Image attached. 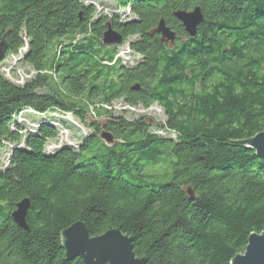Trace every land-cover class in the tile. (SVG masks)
Wrapping results in <instances>:
<instances>
[{"label": "trees", "instance_id": "obj_1", "mask_svg": "<svg viewBox=\"0 0 264 264\" xmlns=\"http://www.w3.org/2000/svg\"><path fill=\"white\" fill-rule=\"evenodd\" d=\"M115 2L130 17L92 0H0V64L24 47L17 63L32 72L17 84L0 69V149L11 146L0 162V264H83L60 240L76 221L90 236L121 230L146 264H230L264 229V159L239 143L264 131V0ZM196 6L203 20L190 37L173 12ZM161 18L172 48L148 33ZM107 22L140 57L133 65L120 44L102 43ZM115 100L157 104L174 138L145 116L113 115ZM27 110L103 120L77 148L47 153L58 130L27 128L17 121ZM155 166L161 173L147 172ZM23 199L27 231L11 216Z\"/></svg>", "mask_w": 264, "mask_h": 264}, {"label": "water", "instance_id": "obj_2", "mask_svg": "<svg viewBox=\"0 0 264 264\" xmlns=\"http://www.w3.org/2000/svg\"><path fill=\"white\" fill-rule=\"evenodd\" d=\"M173 16L190 37L196 35L197 27L203 20L198 6L192 10H176ZM148 33L158 34L160 40L169 48H172L175 43V31L167 26L162 18ZM101 41L105 45H118L123 42V37L107 22ZM4 52L5 46L1 41L0 60ZM139 87L138 84H134L131 89L138 90ZM99 137L106 144H112L114 141L113 136L105 130H101ZM239 143L252 149L257 157L264 159V131L243 139ZM185 193L189 197L194 195L189 186L185 189ZM28 208L29 201L23 199L16 204L15 210L11 213L14 222L26 231L29 230L26 223ZM60 240L67 260L78 257L83 264H146L147 262L144 256L139 257L134 254L132 238L117 228L108 229L98 236H90L84 222L76 221L61 230ZM230 264H264V229L260 233H251L248 236L244 251L232 257Z\"/></svg>", "mask_w": 264, "mask_h": 264}, {"label": "rangeland", "instance_id": "obj_3", "mask_svg": "<svg viewBox=\"0 0 264 264\" xmlns=\"http://www.w3.org/2000/svg\"><path fill=\"white\" fill-rule=\"evenodd\" d=\"M95 3V8L97 10L101 9V12L105 10L111 13H119L120 19L124 20L128 15L127 9H119L115 0H92ZM118 55L123 64L128 66L133 65L140 59V57L130 51L128 47V41H123L120 46L117 48ZM0 69L3 74L9 80L17 84H21L23 80L30 78L32 72L29 67L22 63H17L13 57H6L5 60L0 64ZM109 110L113 112V115H120L128 120H133L139 118L140 116H145L151 119L153 124V130L158 134L163 135L164 137L174 138L173 133H168L165 130H161L159 127L161 123L165 121V115L163 110L157 104H153L148 108H143L140 106L131 107L127 104H124L121 100L113 101L109 106ZM21 117H18L17 121L21 122L30 129H35L37 124L40 121L47 122L55 126L58 130V136L54 140H49L45 147L47 153H51L57 148L68 145L77 148L83 139L93 132V128L90 127V123H101L103 117H94L93 112L86 113L83 121L77 119L72 114L62 113L59 111H51L44 113L43 119L38 115L31 113L30 110L25 111ZM29 112V113H28ZM11 146L6 145L0 149V162L1 166H4L7 163L9 156V149ZM166 164H163L164 168ZM161 168L159 166L151 167L147 170L148 173H161ZM168 178H165L164 181H167Z\"/></svg>", "mask_w": 264, "mask_h": 264}, {"label": "built area", "instance_id": "obj_4", "mask_svg": "<svg viewBox=\"0 0 264 264\" xmlns=\"http://www.w3.org/2000/svg\"><path fill=\"white\" fill-rule=\"evenodd\" d=\"M24 49H25V48L23 47L22 49H20V50L18 51V55H11L10 57H13V59H14L15 61H17V60L20 58V56L22 55V52H23Z\"/></svg>", "mask_w": 264, "mask_h": 264}]
</instances>
